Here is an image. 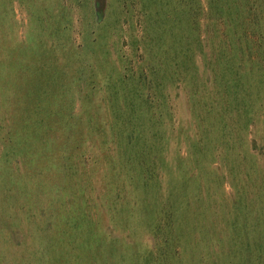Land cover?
I'll list each match as a JSON object with an SVG mask.
<instances>
[{
    "label": "rangeland",
    "instance_id": "374dc122",
    "mask_svg": "<svg viewBox=\"0 0 264 264\" xmlns=\"http://www.w3.org/2000/svg\"><path fill=\"white\" fill-rule=\"evenodd\" d=\"M231 53L264 70V0H0V264H264L263 91Z\"/></svg>",
    "mask_w": 264,
    "mask_h": 264
},
{
    "label": "trees",
    "instance_id": "16d2710c",
    "mask_svg": "<svg viewBox=\"0 0 264 264\" xmlns=\"http://www.w3.org/2000/svg\"><path fill=\"white\" fill-rule=\"evenodd\" d=\"M224 23H226V20L224 21ZM229 30H230V28L229 29L227 28V30H222V44H223V46L226 45V46L230 47L232 50L240 49L241 44H243V43L242 42L237 43L235 40V35L233 33H229L228 32ZM246 45H247V43H246ZM248 47L250 48L249 44L247 45V48ZM231 49H228V51L230 52ZM15 50L17 51V54L19 53V57L15 53V59L10 60V71H9L10 75H9V77H11V79H13L14 81H17L19 79H22V75L20 74V71L23 70L25 67V58L23 55H24L25 51L27 50V47L25 46L24 42L20 41V42L16 43L14 48L9 47L10 53H12V52L14 53ZM226 51L227 50H225V53H226ZM225 53H224V55H226ZM247 55H245L244 57H240L236 53H234V54L231 53L228 57L224 58V61L226 63H228L229 65L236 68V72L238 74L236 79L235 78L232 79V81H234V84L232 87L235 89L234 95L236 97H239L242 94V92H246V95H245V98H246L247 95L250 96L253 91L257 90L254 88V86L261 85V89L263 91V93L261 95L262 96L261 99L264 101V70H261L260 68H256L255 70H253V69H251L253 66H251V68L250 67L243 68L241 66L242 65L241 62L243 61V59H246ZM249 60H250V58H249ZM225 65H227V64H225ZM233 67H231V68L234 69ZM250 76H252V77L250 78ZM1 78H2V76H1ZM249 78H250V80H249ZM252 79H253V81H252ZM14 86H15V89H13V91H15V92H16V90L21 88L20 84H14ZM36 92H37L36 96H38L39 98L43 96V94L41 92H39V91H36ZM48 93H50V89H49ZM47 96H49V95H47ZM219 106H220L219 102L217 103V105H215V104H213L212 106L210 105L211 111L212 112L214 111L213 113L217 114L218 111H216V108L218 109ZM37 107H38V104H36V105L33 104L31 110L35 111L37 109ZM45 108H47V105H45ZM221 108H220V110H221ZM33 126L35 127V124H33ZM12 136L13 135H8V137H9L8 142L12 141V138H11ZM209 136H210V133H208L207 136L205 137V141ZM145 140H146V138H144V140H143L142 137H137V139L136 138L134 139L132 137H128L126 147H130L131 145L137 144V143L143 146V141H145ZM23 141L24 142L19 143V145H23V147H26V145L29 144V143H26V141H28V137H23ZM205 141H204V145H205ZM139 142H141V143H139ZM31 148L33 149V146ZM48 155H49V153L46 152L44 157H47ZM49 159H50V157L45 159L46 161L44 162V167L48 166ZM34 160H36V159L31 158V161H34ZM143 162H147L145 156L140 159V164ZM142 167H143L145 175L150 173V172L146 171V168L144 167V165ZM130 172H127L126 174L130 175ZM150 177L151 176H146V178H147L146 182H148L150 180ZM186 184L187 183L183 182L181 193L183 195L187 196V198H188V194H190L191 192L188 190V188H186ZM194 190L196 191V194H194V193H191V194H194V196H196V195L201 196V193H200L201 190L199 189L198 185H194ZM191 198L196 199V197H191ZM191 198L187 199V201L192 200ZM168 199H169V197H168ZM168 199H167L168 203L166 204L168 209L163 210L164 211V217H166L168 220H170V221L172 220L175 222L180 217L179 221L186 223V216L192 215V213H195V212H193V210L190 209L189 202L187 204V201H186V203H185L186 206H183V205H179L181 203L178 202V200H177L178 198H176L175 196L173 197V200H171L170 202L168 201ZM176 208H177V210H175ZM175 211H179V213L183 212L182 216L177 215L175 213ZM199 227H202V226H199ZM186 228L188 229V227H186ZM168 232H169V230H168ZM168 238H169V236H168ZM179 239H180V236H177L176 238L169 239L168 242L178 241Z\"/></svg>",
    "mask_w": 264,
    "mask_h": 264
}]
</instances>
